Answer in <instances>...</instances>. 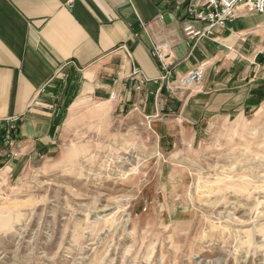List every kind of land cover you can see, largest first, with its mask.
<instances>
[{"label":"rangeland","instance_id":"1","mask_svg":"<svg viewBox=\"0 0 264 264\" xmlns=\"http://www.w3.org/2000/svg\"><path fill=\"white\" fill-rule=\"evenodd\" d=\"M153 57L170 96L202 85L206 65L178 88L196 68L178 77ZM73 103L53 148L23 149L19 117L0 128V264H264V108L205 118L193 143L184 129L173 143L136 111Z\"/></svg>","mask_w":264,"mask_h":264},{"label":"crops","instance_id":"2","mask_svg":"<svg viewBox=\"0 0 264 264\" xmlns=\"http://www.w3.org/2000/svg\"><path fill=\"white\" fill-rule=\"evenodd\" d=\"M206 1L0 0V128L19 117L23 149L53 148L71 99L136 111L155 120L163 141L179 142L184 129L193 143L205 118L262 111L264 14L241 12L217 40L191 49L186 7ZM156 48L178 77L206 65L202 85L170 96L159 82ZM143 79L148 82L137 91ZM57 80L68 87L57 89Z\"/></svg>","mask_w":264,"mask_h":264},{"label":"built area","instance_id":"3","mask_svg":"<svg viewBox=\"0 0 264 264\" xmlns=\"http://www.w3.org/2000/svg\"><path fill=\"white\" fill-rule=\"evenodd\" d=\"M245 14H263L264 0H207L201 7H189L184 25V33L189 46L195 47L196 43L204 38L214 37L221 33L229 22ZM161 59L158 52L155 54ZM164 78L171 75L169 65L163 69ZM205 75L204 66L196 68L190 74L180 79L178 88H189L201 83Z\"/></svg>","mask_w":264,"mask_h":264}]
</instances>
